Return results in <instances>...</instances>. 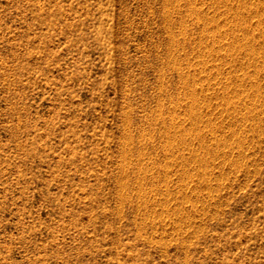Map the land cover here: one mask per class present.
Here are the masks:
<instances>
[{
	"label": "rangeland",
	"instance_id": "obj_1",
	"mask_svg": "<svg viewBox=\"0 0 264 264\" xmlns=\"http://www.w3.org/2000/svg\"><path fill=\"white\" fill-rule=\"evenodd\" d=\"M0 264H264V0H0Z\"/></svg>",
	"mask_w": 264,
	"mask_h": 264
}]
</instances>
